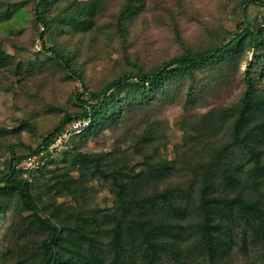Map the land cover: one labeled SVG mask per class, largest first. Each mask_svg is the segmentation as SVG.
Masks as SVG:
<instances>
[{"label": "rangeland", "instance_id": "rangeland-1", "mask_svg": "<svg viewBox=\"0 0 264 264\" xmlns=\"http://www.w3.org/2000/svg\"><path fill=\"white\" fill-rule=\"evenodd\" d=\"M66 1L56 0L51 13L83 0ZM126 1L101 0L87 30L65 24L63 30L45 36L48 45L56 43L74 54L85 88L42 49L39 34L44 27L36 17L37 0H0V177L10 169L9 147L16 144V175L29 181L38 206L32 210L17 186L0 191V264L40 263L51 229L45 217L60 230L51 264H108L103 238L126 241L115 225L121 205L92 167L118 171L131 183L140 180L142 175H136L145 167L146 152L154 142L142 148V134L148 129L158 134L154 144L164 157L175 159L178 149L188 147V137L207 155L222 136L227 137L231 119L213 128L214 137L207 144L193 141L192 133L205 118L241 98L248 65L261 68L264 63L263 53L248 48L239 60L222 55L171 68L154 84L135 79L110 90L99 124L73 135L65 147L46 154L20 145L38 147L67 113L79 111L78 91L89 98L106 82L134 71L135 62L150 70L174 56L209 50L237 31L242 21L243 0H128L131 8L120 14ZM247 10L264 39V5L251 3ZM29 157L34 159L31 165ZM211 172L222 174L213 167ZM258 247L249 248L250 255L259 258L255 264H264V244Z\"/></svg>", "mask_w": 264, "mask_h": 264}, {"label": "trees", "instance_id": "trees-1", "mask_svg": "<svg viewBox=\"0 0 264 264\" xmlns=\"http://www.w3.org/2000/svg\"><path fill=\"white\" fill-rule=\"evenodd\" d=\"M251 3L264 5V0H243L242 21L238 23L237 31L223 42L209 50L174 56L150 70H144L135 62L134 71L106 82L89 98L78 91L76 96L81 109L67 113L38 147L33 148L24 142L20 145L31 152L46 151L48 154L52 140L74 119L90 118L91 124L84 132L95 129L107 110L109 91L135 79L154 84L171 68L213 61L222 55L239 60L248 48L264 54V39L249 20L247 8ZM55 5L56 0H37L36 17L44 27L39 34L43 40L42 49L59 61L71 77L88 88L85 77L74 64V54L56 43L48 45L45 36L63 30L65 24L87 30L97 8L101 7V0L75 1L73 6L51 13ZM124 6L120 14L125 15L131 8L130 1L127 0ZM260 60L255 64H260ZM261 66L248 65L241 98L219 114L205 118L204 125H199L197 132L192 133L193 141L207 144L214 137L213 128L219 127L224 119H231L225 133L227 137L222 136L221 143L211 146L207 155L190 144L191 138L188 137V147L182 151L178 149L175 159L164 157L154 144L158 134L148 129L142 134V148L145 143L154 142L151 143L152 149L146 152L145 167L136 175V178L142 175L140 180L131 183L133 180L124 179L118 171L99 164L92 167L94 174H100L115 201L121 205L115 225L126 241L118 242L116 236L111 235L103 238L108 264L139 261L148 264H218L236 259L244 261L241 264L260 262L258 257L252 259L249 248L255 246L258 251V245L264 244V63ZM9 149L10 169L0 177V191L7 192L8 188L17 186L24 202L36 212L38 206L31 198L29 181L18 178L15 172L18 161L16 144H11ZM204 156L208 158L203 159ZM212 167L222 174L216 177L211 172ZM187 170L192 174L188 175ZM182 173L185 179L180 178ZM161 182L164 183L161 185ZM45 218L51 229L39 264H51L55 258L56 237L60 231L55 222ZM108 231L112 234V230ZM102 233L104 235L106 231Z\"/></svg>", "mask_w": 264, "mask_h": 264}, {"label": "built area", "instance_id": "built-area-1", "mask_svg": "<svg viewBox=\"0 0 264 264\" xmlns=\"http://www.w3.org/2000/svg\"><path fill=\"white\" fill-rule=\"evenodd\" d=\"M90 118H77L69 122L62 131L52 140L49 145L50 151H55L58 148H63L70 141L71 137L75 134L81 135L90 126ZM29 164H33V157H29Z\"/></svg>", "mask_w": 264, "mask_h": 264}]
</instances>
